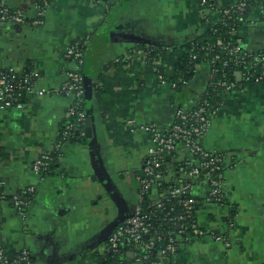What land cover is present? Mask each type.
<instances>
[{"label":"crops","instance_id":"obj_1","mask_svg":"<svg viewBox=\"0 0 264 264\" xmlns=\"http://www.w3.org/2000/svg\"><path fill=\"white\" fill-rule=\"evenodd\" d=\"M1 1L21 11L26 23L0 24V69L29 66L40 74L37 86L50 90L71 66L68 48L82 44L90 137L64 144L56 172L40 177L32 163L58 142L71 99L50 94L29 99L22 110L0 108V148L6 155L0 161V249H26L33 264H101L108 239L139 204L137 176L151 146L144 127L168 130L176 111H189L208 90V62L196 67L184 89L174 93L168 81L185 46L203 37L218 18L202 19L201 0H49L36 26L37 0ZM213 1L227 6L237 0ZM254 3L248 22L235 32L253 54L264 51L262 6ZM149 49L158 50L152 60ZM238 86L222 94L200 138L206 151L223 155L219 179L227 201L202 200L197 222L205 233L189 237L162 264H264V82ZM191 156L176 146L165 187L154 186L150 200L162 199L179 179L192 180L193 194L206 197L207 184L189 179L178 167ZM25 191L20 214L13 198ZM123 260H134V252L126 250Z\"/></svg>","mask_w":264,"mask_h":264},{"label":"trees","instance_id":"obj_2","mask_svg":"<svg viewBox=\"0 0 264 264\" xmlns=\"http://www.w3.org/2000/svg\"><path fill=\"white\" fill-rule=\"evenodd\" d=\"M241 0H237L236 2H240ZM247 2V6L243 11H234L235 5H227V6H218L215 1L213 0H206V2L212 7L209 11L207 17L210 15H215L218 18V21L213 24V26L206 31L203 37L197 38L192 40L187 46H185V54L181 62L174 70L173 76L169 79V82L174 84V88H172L173 92L175 93L178 89H184L191 78L194 75L196 67L199 66L202 62H208L211 67L210 72V84L208 86V90L206 94H204L203 98L189 111L197 110L202 104L207 103L209 105V113L216 110L221 105V96L222 94L229 93L223 91L218 83L226 81L228 83H234L235 88L230 91L233 92L240 87L239 84L243 83H256L255 78L259 75L261 76L264 73V51L259 53H250L242 48V46L237 41L235 36V32L238 29V26L242 23L248 22V16L250 12L255 8V1L261 3L262 6V18L264 19V0H245ZM40 8L43 7L45 3H49V0H37L36 1ZM229 10L230 13L228 15L223 16V10ZM209 10V9H208ZM223 19V21H222ZM236 45H240L242 48V55H230L228 53V49L235 47ZM228 47V48H225ZM156 51L149 49L147 51V57L149 59H153L156 57ZM257 57L261 59V63L258 65H253L252 61L253 58ZM240 58L245 60V64L240 63ZM159 69V74H161L162 69ZM32 69L28 66L23 71H20V75H25L30 72ZM79 72L81 73L83 80L84 76L79 68ZM0 73L10 76L9 68H2L0 69ZM252 75V79H246L247 76ZM236 76L240 77V81L236 79ZM258 76V77H259ZM18 80L16 78V83ZM259 82H264V75L261 77ZM84 85V83H83ZM15 95L18 98V103L23 104L26 106L29 98L23 92H16ZM73 101V100H72ZM79 110L84 114L85 120L87 118L86 107H85V85H84V93L81 97L79 103ZM77 117L74 115H70L68 120L64 123L61 128L60 134L65 131L66 127L69 125L74 126V128L69 131V135L67 137L62 136L59 137V141H61L62 146L69 142H80L85 138V120L81 123L76 121ZM178 123V119L174 116V120L172 125ZM171 125V126H172ZM170 129V128H169ZM167 131V130H165ZM180 145V141H176V146ZM61 149H53L50 151L49 156L51 157V161L48 163L47 166L42 167L39 171L40 177H45L56 172L58 168V160L60 155ZM217 157L222 158V167L221 170L217 173L210 171V169H201L200 176L198 177V181L204 182L206 173L210 172V176L220 182L219 174L223 169V155L220 153H212ZM162 160V171L163 175L167 172L168 166L170 164V159L173 155H161ZM192 158L187 161L179 164V168L182 174H185L188 169L196 167L199 162H207V158L200 160V156L192 155ZM6 155L0 148V161L4 160ZM197 162V163H196ZM188 164V166L186 165ZM221 166V165H220ZM184 184H188L190 186L189 191L180 195L179 197H172L170 194H166L162 199L159 201H152L150 200V192L149 190L147 193L144 194L141 202L139 203V208L141 211V216L144 218L145 224L148 225V233L143 234L139 243L144 245L152 244V248L150 250H146L143 248L138 247V243H133L129 239H121L118 242V246L116 251L106 250L103 256V262L101 264H127L123 257L125 255L126 250L135 251L137 250L140 256L147 255V259L141 260L140 262H135L134 264H147L148 261L156 262L159 260V253L164 251L165 257L173 254L178 246L181 243L186 242L189 237L196 236L195 231H202L205 233L204 230H201L198 227L197 222V213L199 206L201 205V201L208 200L209 202L220 204H225L227 199L224 196L221 186H220V193H221V200L215 201L213 198L209 197L207 193L204 199H200L196 197L192 192V186L195 184L191 181H184V180H177ZM176 182V181H175ZM172 182L169 186L175 184ZM163 185V184H162ZM208 187L209 184L207 183ZM163 187H165L163 185ZM210 188V187H209ZM168 192V188H167ZM0 194L2 195V190L0 188ZM19 195V194H18ZM25 197L22 196L21 200L25 204ZM187 200H191L192 203L190 204V210L186 209L184 206V202ZM160 207H157V205ZM24 210V207L21 208ZM233 214H230V217L226 221L228 226L232 224ZM213 234L220 233L218 231H212ZM171 246L173 251H166V248ZM6 257L9 259L15 258L18 253H8L5 252ZM31 263H33L32 257H30Z\"/></svg>","mask_w":264,"mask_h":264},{"label":"built area","instance_id":"obj_3","mask_svg":"<svg viewBox=\"0 0 264 264\" xmlns=\"http://www.w3.org/2000/svg\"><path fill=\"white\" fill-rule=\"evenodd\" d=\"M217 4V3H216ZM48 3H45L42 8L39 7L38 3H35L36 18L33 22L34 25H41L44 11ZM234 11H243L247 2L241 0L240 2H235ZM212 6V5H211ZM206 0L200 1L201 8V17L205 19L211 7ZM222 7V6H220ZM209 9V10H208ZM229 10H223V16L228 15ZM223 21V19H222ZM26 23L24 14L17 9H9L1 0H0V24H24ZM228 48V47H225ZM242 48L240 45L229 48L228 53L230 55L243 54ZM66 58L70 60L71 66L64 70L63 72V81L62 83L50 90L39 88L37 85L41 80L40 74L35 70H31L25 75H20V71H17L13 68H9L10 76L0 73V108H16L22 110L25 106L21 103H18V98L15 95L16 92H23L26 97L29 99L34 97H43L45 95H62L63 97L71 99V105L69 107V114L77 117L76 121L81 123L85 120L84 114L79 110V103L81 97L84 93V80L79 72V68L82 65V44L75 42L70 46L66 52ZM261 59L254 57L252 64L258 65L261 63ZM240 63L245 64V60L240 58ZM260 75V74H259ZM258 75V76H259ZM261 76L255 78V82L258 83L261 79ZM17 78V82H15ZM252 75L246 77V79H252ZM158 80L164 82L165 78L163 75H158ZM171 88H174V84L168 81ZM219 87L225 91L230 92L236 86L234 83H228L223 81L218 83ZM73 100V101H72ZM218 108L209 113V105L207 103L202 104L197 110L194 111H185L183 109H178L175 113L178 123H175L167 131L158 129L155 125L151 124L144 129L149 134L151 146L148 150V155L145 160L144 166L141 173L137 176L138 181V198L139 203L141 202L145 193L149 190H152L154 186H161L164 180V175L162 171V160L161 155H174L176 150V141H180V145L183 146L190 155L200 156V160L207 158V162H199L196 167L188 169L185 175L189 179H198L200 176L201 169H210V171L217 173L221 170L222 167V158L215 156L211 152L206 151L200 144L201 136L206 133L210 126L211 118L216 114ZM74 126L69 125L66 127L65 131L60 134L63 137L69 135ZM62 143L58 140L56 145L51 149H61ZM44 151L39 153L32 163V172L36 175H39V171L42 167L48 165L52 160L49 156L50 151ZM197 163V162H196ZM188 166V164H186ZM221 165V166H220ZM204 183H208V196L215 197V201L221 200V191H220V182L214 180L210 176V172L206 173ZM208 186V185H207ZM190 186L184 184L180 181H176L174 185L168 187V194L172 197H179L187 191H189ZM31 190V189H30ZM29 190V191H30ZM29 191L20 193L19 195L13 198L14 205L18 212L22 214L21 208L25 206L24 202L21 200V197L27 194ZM209 201V199L207 200ZM192 203L191 200L184 202L186 209L190 210L189 206ZM157 207H160L158 204ZM148 233V225L145 224L144 218L141 216V211L138 207L134 211L133 215L126 219L124 222L117 225L114 232L108 239L106 245L104 246L105 251L111 250L116 251L118 242L121 239H129L133 243H138L139 248L146 249L147 251L152 248V244L144 245L139 243L141 236ZM196 236L203 234L202 231H195ZM215 240H222V237L218 234H210ZM166 251L172 252L173 249L171 246L166 248ZM3 249H0V264H33L30 260V253L28 250L23 249L18 252V255L9 259L6 257ZM159 260L156 262L148 261L147 264H162L163 257H165L164 251L159 253ZM147 259V255L140 256L137 250L134 251V260H131V264L135 262H140L141 260ZM148 260V259H147Z\"/></svg>","mask_w":264,"mask_h":264},{"label":"water","instance_id":"obj_4","mask_svg":"<svg viewBox=\"0 0 264 264\" xmlns=\"http://www.w3.org/2000/svg\"><path fill=\"white\" fill-rule=\"evenodd\" d=\"M1 26H5V24H1ZM85 138L90 137V121L88 119L85 120ZM84 138V140H85ZM132 255L128 254L127 257L130 258ZM127 264H131L132 261H125Z\"/></svg>","mask_w":264,"mask_h":264}]
</instances>
